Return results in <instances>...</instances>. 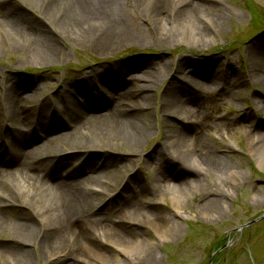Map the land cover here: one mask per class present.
<instances>
[{
    "label": "rangeland",
    "instance_id": "374dc122",
    "mask_svg": "<svg viewBox=\"0 0 264 264\" xmlns=\"http://www.w3.org/2000/svg\"><path fill=\"white\" fill-rule=\"evenodd\" d=\"M214 1L219 2L221 6L213 10V20L222 30V35L214 43L194 44L182 35V38L176 42L168 38L165 41L160 40L161 29L164 27L162 20L161 24L153 25L152 21L142 18V15H145L153 6L157 7L156 11L160 14L167 3L175 1L148 0L137 10L131 7L132 11L129 12H132L133 18H136L139 13V22L147 33V39L144 42L113 44L103 54L96 52L91 46H71L69 54L63 59H57L56 64L51 67L33 64L26 66L21 64L26 58L24 54L1 52L0 103H4L10 96L6 95V86L3 84L8 75L27 79L23 85H35L38 102L50 101L58 106L62 105L63 95L66 94V90L63 89L66 82L73 83L71 88L73 94H78L83 86L91 92H98L95 81H91L90 85L78 81L82 71L99 69L104 71V69L118 67L119 70L115 74L117 77H125L127 81L137 79L142 71H151L154 74H152L153 77L158 79L156 88L146 94L147 101H142L146 107L143 115L148 117L151 132L150 136L138 145L137 153H130L128 147L123 146L112 149L76 147L79 144L76 138L71 139L68 146L64 147L56 142H50L51 151L58 152L56 158L62 159L64 165L80 164L81 157L87 163L80 168L83 176H95L94 188L97 194L90 196L88 205V209L92 212H95L103 202L110 207H104L98 214L114 219L120 216L123 212H118L115 200L109 198V194L113 196L116 192L118 193L127 178L131 176L140 177L151 189L150 193H144L147 204L159 200L160 206L156 207L161 212L158 223L165 227V237L157 232V229L148 221L147 215L144 214L145 218L138 215L139 223L130 224L129 228L137 232L135 240L146 239L147 247L144 253L139 251L138 258H134L108 240L97 247L107 255L111 263L118 264L123 261L125 264H210L211 253L222 246L223 249L214 257L215 264H264V219L251 225L249 229L246 227L238 230L246 222L264 213V169L251 155L248 145L249 134H252L251 137L264 134V78L260 76L264 56V0ZM42 2L43 0H18L15 4H20L36 19L43 11ZM62 11L59 14H63L65 10ZM213 14H216V17ZM1 15L0 12V17ZM197 18L206 25V20ZM52 20L60 25L58 14ZM5 44L7 45V42ZM253 51H256L257 55ZM206 59L210 60L212 67L204 71L219 73L221 76L216 80H212L208 74L197 76L198 79H202L200 82H203V85L192 82L187 85L193 93L196 91L203 93L201 108L198 110L200 113L203 112L204 124L208 125L209 129L206 131L200 129L197 132L198 136L210 152L223 156L227 164L220 176L211 174L202 177L198 184H190L191 191L182 196L180 204L177 205L169 192L157 191L154 183L157 171L164 170L163 164L166 161L155 158L156 147L165 145L171 156L182 158V149L175 147L174 151L173 147L170 148L167 143L174 129L166 127L163 115L169 112L173 116H180L181 113L171 107L166 90L170 85L182 86L178 80H184L190 69L203 70L201 62ZM130 67H136L137 72L140 73H133L135 70L129 69ZM127 71L128 74L124 75L123 72ZM109 76L111 78V73ZM175 77L179 78L175 80ZM31 78H36L39 84L32 82ZM103 83L107 90L112 87L107 86L106 82ZM135 84L141 85L137 81ZM120 87L119 82L113 89L118 92ZM81 99L79 104L84 101L83 97ZM74 103L77 108L84 109L75 99ZM98 104L108 109L119 106V103H109L104 97L98 101ZM47 110L43 109L41 112L48 114ZM59 115L68 120L71 116L70 109H61ZM191 121L199 122L200 118L189 119L187 125L182 123L177 125L188 131H191L190 127L195 130L191 126ZM9 124L13 126L10 121ZM51 124L53 125L52 122ZM24 130L21 129L27 133ZM9 133L11 140L12 134ZM37 134L40 136L39 133ZM2 135L5 137L6 134L2 132ZM27 135L32 143L29 145L30 149L40 147L45 142L43 137H38L32 132H28ZM191 135H194V132H191ZM191 135H188L187 142ZM65 143L67 144L66 141ZM42 152L47 151L42 150ZM188 160L184 162V167L181 166L179 169L167 167L170 171L168 174L177 182L180 180L182 184L186 183L190 176L189 171L185 169V166H192ZM94 163H101L105 168L103 172H100L99 177L96 175L98 173H92L95 171ZM16 166L17 164L11 165L13 168ZM43 167L39 168L40 173L42 169L44 172L51 169ZM168 180L174 182L171 178ZM22 184L21 180L13 175L10 182L5 181L3 186L16 194L17 209L32 216V219L36 221L37 214H41L33 201L36 196L31 197L34 193L31 188L27 187L28 191H23ZM164 185L165 183L161 184V187L164 188ZM222 189L227 190L229 196L219 204V207L207 209L206 206L210 205L205 199L212 195V191H224ZM25 194H28V199L24 197ZM22 203L25 205L23 206ZM133 215L132 213L131 216ZM129 217L123 214L120 219L129 220ZM7 225L3 224L0 227L1 243L10 242V236L4 232ZM29 251L30 254L16 259L17 263H15L0 248V264H59L66 260V255L63 253L55 254L53 250L50 253L37 246H31ZM87 260V263L83 264H105L91 255H87Z\"/></svg>",
    "mask_w": 264,
    "mask_h": 264
},
{
    "label": "bare ground",
    "instance_id": "6f19581e",
    "mask_svg": "<svg viewBox=\"0 0 264 264\" xmlns=\"http://www.w3.org/2000/svg\"><path fill=\"white\" fill-rule=\"evenodd\" d=\"M17 1L0 0L2 14L0 17V56L1 52L22 53L26 58L21 64L26 66L27 64L41 67L54 66L57 59L67 56L70 47L75 45L91 46L93 50L103 54L113 44L138 43L147 39L146 30L139 22V13L136 18H133L132 12H129L132 11L131 7L137 10L148 0H43L41 3L43 11L36 19L27 9L21 7L20 4H15ZM174 1L167 3L160 14L156 11L157 7L153 6L145 15H142V18L152 21L153 25L161 24L162 20L164 27L161 29L160 40L165 41L168 38L176 42L183 36L194 44L200 42L204 44V42L214 43L222 35V30L219 29L212 16L213 10L221 6L219 2L214 0ZM61 11L63 14H59ZM57 14L60 18V25L52 20ZM214 16L216 17V14ZM197 17L206 20V25L198 21ZM253 53L257 55L256 51ZM201 63L203 70L190 69L184 80H178L182 86L169 84L171 87L169 86L166 90L171 107L181 113L180 116H173L169 112L163 115L166 127L174 129L167 143L170 148L173 147L174 151L175 147L182 149V158L171 156L165 145L156 147L154 153L156 159L166 160L163 164L164 170H158L154 178L155 189L169 192L177 205L180 204L181 197L191 191L189 190L190 184H198L202 177L211 174L220 176L227 164L223 156L210 152L197 133L200 129L203 131L209 129V126L204 124L203 112L200 113L198 110L201 108V94L203 93L197 91L193 93L187 84L192 82L196 85H203L204 83L200 82L202 79H198L197 76L208 74L212 80L221 76L219 73L204 71L212 67L210 60L206 59ZM262 63L260 76L264 78V56ZM130 69L135 70L133 73H140L137 72L136 67H130ZM182 71L186 72L185 69ZM105 72L107 71L100 69L93 72L82 71L80 79L88 81ZM142 72L141 76L133 81L123 79L120 82V91H104V98L108 102L120 105L119 108L110 107L108 109L95 103L91 107L95 110L102 108L101 110L105 112L90 113L77 110L73 103L75 96L69 92L66 100L62 102V107H73L70 109L71 116L68 120L63 119V116L59 115L58 106H54L49 101L40 104L41 109L37 111L36 87L23 85L25 81L22 78L6 76L3 84L6 86V95L10 96L3 104H0V127L9 126L2 117L1 110H4L14 128L10 129L12 146H5L6 141H3L0 136V227L8 224L4 232L10 236V242H0V248L13 262L17 263L16 259L30 254L31 246H37L50 253L53 250L55 254H65L66 260L59 264L87 263V255L94 256L105 264H114L97 247L108 240L130 256L138 258L139 251L144 253L147 241L146 239L144 241L135 240L137 232L129 227H131L130 224L139 223L138 215L145 218L144 214L147 215L148 221L157 229V232L165 237V227L158 223L161 212L156 207L160 206L159 200L147 204L144 200V193H150L151 189L140 177L127 178L118 193L116 192L113 196L109 194V198L115 200L118 212L123 213L116 216V219L103 217L98 213L104 207H110L109 204L101 202L100 208L95 212L88 209L90 196L97 194L94 188L95 176L87 177L81 172H76L79 171V166H75L78 167L74 171L76 173L69 170V167H66V170L63 168L65 170L63 172L61 170L64 166L63 160L56 161L58 152L50 149V142H56L64 147L68 146L71 139L76 138L79 141L76 147L112 149L116 146H123L128 147L130 153H137L138 145L143 143L151 132L148 117L143 115L146 107L142 101H147L146 94L156 88L159 83L151 71ZM247 78L250 77L247 75ZM36 80V78L31 79L32 82ZM136 81L141 85L135 84ZM216 85L219 86L218 83ZM52 86L57 87V85ZM77 95L78 99L84 95V92L80 90ZM44 108L49 111L46 115L41 112ZM193 118H200L199 122L191 121V126L195 130L190 127L191 131H188L178 126L180 123L187 125L188 120ZM45 122L53 123V127L44 128L43 138H47L48 143L44 142L42 146L30 149L29 145L32 143L25 139V133L21 129L29 124ZM36 132L33 129V134L38 136ZM191 132H194V135H191ZM188 135H191V138L187 142ZM251 135L249 134L250 137H248L250 153L258 165L264 169V134L257 137H251ZM42 150L47 152H42ZM187 159L192 166H185L190 176L186 183L182 184L180 180L177 182L168 174L170 171L167 167L179 169L181 166L184 167ZM172 161L175 163H171ZM13 164L17 166L11 167ZM51 164L56 168V172L44 175L39 173L38 170L42 165ZM105 166L108 167L107 164ZM94 168L100 169L97 171V177L105 170L101 163H95ZM13 175L24 184L21 187L23 191H28L27 187L33 190L31 197L36 196L33 201L41 213L37 214L38 220L35 221L32 216L18 210L16 194L6 190L3 186L5 181L10 182ZM168 178L174 182L169 181ZM163 183H165L164 188L161 187ZM222 190L224 191H212V195L205 199L210 205L206 206L207 209L219 207V204L229 196L227 190ZM24 197L27 198L28 194ZM22 205L25 204L22 203ZM132 213L133 216H131ZM123 214L130 216L129 220L120 219ZM118 264L125 263L120 261Z\"/></svg>",
    "mask_w": 264,
    "mask_h": 264
}]
</instances>
